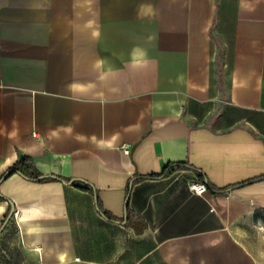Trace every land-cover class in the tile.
I'll list each match as a JSON object with an SVG mask.
<instances>
[{
    "label": "crops",
    "instance_id": "1",
    "mask_svg": "<svg viewBox=\"0 0 264 264\" xmlns=\"http://www.w3.org/2000/svg\"><path fill=\"white\" fill-rule=\"evenodd\" d=\"M262 222L264 0H0V264H264Z\"/></svg>",
    "mask_w": 264,
    "mask_h": 264
},
{
    "label": "built area",
    "instance_id": "2",
    "mask_svg": "<svg viewBox=\"0 0 264 264\" xmlns=\"http://www.w3.org/2000/svg\"><path fill=\"white\" fill-rule=\"evenodd\" d=\"M123 149L125 152L129 151V144H125L123 146ZM190 189L192 192L196 193V194H202L203 192H205L207 190V184L203 181H193L190 183ZM16 214V212L14 213Z\"/></svg>",
    "mask_w": 264,
    "mask_h": 264
},
{
    "label": "trees",
    "instance_id": "3",
    "mask_svg": "<svg viewBox=\"0 0 264 264\" xmlns=\"http://www.w3.org/2000/svg\"><path fill=\"white\" fill-rule=\"evenodd\" d=\"M177 166H178V164L177 165H169V164H167L164 167V169H163V171L161 173H169V172L173 171L174 168L177 167ZM75 184L80 186V187H82V188H84V189H89V186H87L85 184H80V183H75Z\"/></svg>",
    "mask_w": 264,
    "mask_h": 264
},
{
    "label": "water",
    "instance_id": "4",
    "mask_svg": "<svg viewBox=\"0 0 264 264\" xmlns=\"http://www.w3.org/2000/svg\"><path fill=\"white\" fill-rule=\"evenodd\" d=\"M13 211H14V207L11 206L10 212H9V214L7 215V217L5 218L4 223H3V226H4V224L9 220V218L11 217V215L13 214ZM2 228H3V227H2ZM2 228H1V229H2Z\"/></svg>",
    "mask_w": 264,
    "mask_h": 264
},
{
    "label": "rangeland",
    "instance_id": "5",
    "mask_svg": "<svg viewBox=\"0 0 264 264\" xmlns=\"http://www.w3.org/2000/svg\"><path fill=\"white\" fill-rule=\"evenodd\" d=\"M261 231H262V233H264V222H262Z\"/></svg>",
    "mask_w": 264,
    "mask_h": 264
}]
</instances>
